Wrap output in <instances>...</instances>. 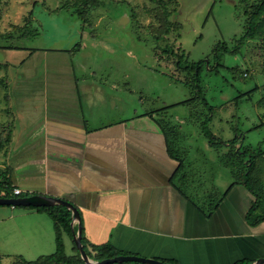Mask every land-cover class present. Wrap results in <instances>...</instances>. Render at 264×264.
I'll use <instances>...</instances> for the list:
<instances>
[{"label": "crops", "instance_id": "obj_1", "mask_svg": "<svg viewBox=\"0 0 264 264\" xmlns=\"http://www.w3.org/2000/svg\"><path fill=\"white\" fill-rule=\"evenodd\" d=\"M70 55L67 49L32 48L12 73V62H0L6 70L0 182L9 180L23 194L75 203L94 255L93 245L111 243L121 254L177 264H234L264 256V221L248 223L254 198L247 190L234 186L213 210L206 191L190 188L187 174L175 176L180 160L170 154L156 112L104 123L110 100L91 86L82 93ZM243 193L246 199H237ZM47 214L0 204V254L35 260L25 255L30 239L39 245L44 235L51 238ZM54 229L57 250L55 221ZM63 237L66 252L69 239L76 254L75 239L68 232Z\"/></svg>", "mask_w": 264, "mask_h": 264}, {"label": "rangeland", "instance_id": "obj_2", "mask_svg": "<svg viewBox=\"0 0 264 264\" xmlns=\"http://www.w3.org/2000/svg\"><path fill=\"white\" fill-rule=\"evenodd\" d=\"M258 2L171 0L167 17L156 0H104L89 14L85 11L84 19L76 11L86 9L81 0H4L0 46L9 48H0V62H12V73L32 48L69 50L82 93L91 86L110 100L111 113L104 123L153 111L157 120L169 121L189 187L206 191L214 210L234 186L255 199L242 183L248 167L241 165V172L235 167L243 160L253 156L257 166L251 182L264 181V46L257 36L234 50L246 31V11ZM168 18L176 27L163 34ZM218 45L231 51L222 47L215 52ZM173 51L185 52L191 63L207 60L196 82L195 73L177 70ZM5 73L0 68V91L5 89ZM209 117L210 130L220 143H210L204 131ZM240 198L246 199L244 193ZM46 218L51 238L44 235L39 245L30 239L25 255L29 259L56 250L54 221L48 214ZM16 260L0 254V264Z\"/></svg>", "mask_w": 264, "mask_h": 264}, {"label": "trees", "instance_id": "obj_3", "mask_svg": "<svg viewBox=\"0 0 264 264\" xmlns=\"http://www.w3.org/2000/svg\"><path fill=\"white\" fill-rule=\"evenodd\" d=\"M3 1L4 0H0V4ZM81 1L84 2V5H86V9H80L79 8L76 11L81 16H83L84 19H86V16L92 10L99 7L104 0H81ZM156 1L164 9V11L166 13L165 15L167 17H169L170 16V14H169L170 10L168 8V5H169V1H171V0H156ZM85 11H87V13H88L86 16L83 14ZM246 15H247L246 31L241 36V38L239 39L238 45L236 46V48L234 50L240 49L241 45H244L245 41L247 39H253L257 36L261 37L262 45L264 46V0H259L258 4L254 5L251 8V10H247ZM174 23L175 22H173L170 18H168V20H165V24H164L165 29L162 31V33L166 34L167 32H169L172 29V27L174 26ZM175 25H177V24H175ZM179 25L180 24L178 23V26ZM174 27H176V26H174ZM4 34L5 33H3V35ZM157 36L159 38L162 37V35L160 37L158 34H157ZM222 47L225 48L227 51H231V49H229L225 46L218 45V47L215 49V52H218V50H220ZM168 50H169L168 47H165L163 51L168 52ZM172 55H173V58H174L173 61L176 65L177 70H180L183 72L195 73L197 77L193 78V81L196 82L195 80H198L200 73H201V70H202V67L204 66V64L207 60H200L198 62H192L191 63V62H189L188 58L186 57L185 52L179 53V52L173 51ZM218 58L219 57L217 54L216 55L217 67H218V65L221 64L220 61L218 60ZM0 67H1V64H0ZM202 95H203V93H201V96ZM204 102L207 104L205 99H204ZM152 113H155V111H153ZM211 118L212 117H209L206 119L205 125H204V131H205L206 135L211 137L210 143L216 144L217 141L215 139H217L218 142L220 143V139L217 136H215L212 133V131L210 130L209 121L211 120ZM158 122L164 128V130L166 131V133L168 135V145H169L170 154L174 158L180 160V166L178 167L175 176L182 180L186 176V174L183 173L184 172L183 170L185 168V163H184V160L179 155V151L174 146V140L171 138L169 129L172 130V127H171L169 121L166 119H162V121L158 120ZM241 165H243L244 167L245 166L248 167V171L245 174V180H244V182H242L240 180H238V181L235 180L234 183L239 184L240 182H242L248 188V190H250L256 196L253 203H252V206L250 207V209L247 213L246 218H247V221L249 224L258 225L264 221V181H262L261 184H257V185H254L251 182V172L257 166L256 159L253 156H251V158L248 159L247 161L243 160L242 163H240V165L239 164H238V166L235 165V167L238 171H240V169L242 168ZM3 185H5V186H3ZM2 186L4 187V188H2V189H4L3 196H20V195H23V194L18 195V194L14 193L15 187L12 185V183L9 180H7V182L1 181L0 182V189ZM229 190H231V189H229ZM228 191H227V193H228ZM28 194L29 193H27V195ZM218 205H219V203H218ZM218 205L216 207H218ZM29 207L38 209L39 211H42V212L47 211L51 215V217L54 219L56 231H57V240H56L57 241V250L54 253L42 255L35 260H27V259L21 257V258L17 259L14 264H87L85 262V260L82 258L81 253H80V251H79V249L75 243V240H74V244H75L76 254L68 255L66 252L63 233L68 232L74 238V232H73V228H72L73 213H72L71 209H69L68 207H66L64 205L39 206V207L29 206ZM216 207H215V209H216ZM83 242H84L85 248H86L87 252L89 253V255L94 257L95 259H98V260H102L104 258L114 257L116 255L121 254V252L118 251L113 246V244L103 243V244H99V245H96V244L93 245V250L96 252L94 255L88 249V246L86 243V238L84 235V231H83ZM253 261L254 260H252V259L244 258V259L236 261L234 264H252ZM126 262H130L133 264H144L141 262H134V261H126Z\"/></svg>", "mask_w": 264, "mask_h": 264}, {"label": "water", "instance_id": "obj_4", "mask_svg": "<svg viewBox=\"0 0 264 264\" xmlns=\"http://www.w3.org/2000/svg\"><path fill=\"white\" fill-rule=\"evenodd\" d=\"M1 205H12V206H52V205H64L72 210L73 220L72 227L74 232V239L76 245L81 253L82 258L87 264H111L114 262H126L134 261L141 262L144 264H177L168 262L155 257H148L138 254H119L114 257L104 258L102 260L92 258L87 252L84 242H83V222L82 214L80 209L75 203L66 199L62 196L50 195L45 193H37L30 195H20V196H1ZM78 224V228L75 225ZM252 264H264V256L257 258Z\"/></svg>", "mask_w": 264, "mask_h": 264}, {"label": "built area", "instance_id": "obj_5", "mask_svg": "<svg viewBox=\"0 0 264 264\" xmlns=\"http://www.w3.org/2000/svg\"><path fill=\"white\" fill-rule=\"evenodd\" d=\"M14 193L20 195V194H23V191H22L21 188L15 187L14 188ZM23 195H27V193L26 194H23Z\"/></svg>", "mask_w": 264, "mask_h": 264}]
</instances>
